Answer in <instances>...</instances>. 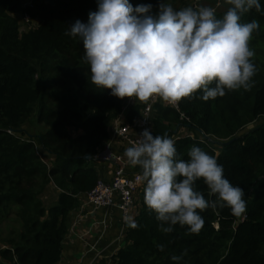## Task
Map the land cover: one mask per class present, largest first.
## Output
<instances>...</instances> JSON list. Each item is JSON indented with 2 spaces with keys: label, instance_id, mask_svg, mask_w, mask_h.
I'll return each mask as SVG.
<instances>
[{
  "label": "trees",
  "instance_id": "trees-1",
  "mask_svg": "<svg viewBox=\"0 0 264 264\" xmlns=\"http://www.w3.org/2000/svg\"><path fill=\"white\" fill-rule=\"evenodd\" d=\"M25 1L0 0V216L15 208L22 224L17 238L4 246L0 241V264H59L72 213L81 207L79 197L99 181L96 158L129 99L90 82L81 39L66 35L77 20L88 23L89 13L98 10L97 0H35L33 7L23 9ZM129 2L133 7L151 4L155 15L161 0ZM260 4V11L242 16L260 24L250 42L256 66L251 89L227 91L208 101L197 92L181 100L180 111L189 121L157 104L151 132L174 140L177 160L187 161L193 147L214 156L224 177L244 190L246 212L235 217L227 206L209 207L200 212L204 226L198 234L179 225L165 234L142 191L135 201L138 227L127 225L124 246L94 264H264V123L247 129L264 118V61L256 47L264 49V0ZM24 12L33 19L25 28L20 19ZM140 109L131 107L126 120L134 121ZM34 118L45 131L29 135L24 127ZM182 128L189 136L179 134ZM39 146L52 156L49 165L38 155ZM135 171L142 174L139 166ZM50 185L60 192L46 209L41 197ZM194 187L205 199H216L203 180ZM173 256L182 259L174 261Z\"/></svg>",
  "mask_w": 264,
  "mask_h": 264
},
{
  "label": "clouds",
  "instance_id": "clouds-1",
  "mask_svg": "<svg viewBox=\"0 0 264 264\" xmlns=\"http://www.w3.org/2000/svg\"><path fill=\"white\" fill-rule=\"evenodd\" d=\"M226 3L230 7L217 18L212 7L176 10L161 0L153 15L151 4L133 7L129 0H97L98 10L89 13L88 23L77 20L66 35L81 39L90 82L114 97L141 102L159 97L174 105L202 92L201 99L214 100L227 91L250 90L256 74L250 42L260 24L242 23L241 17L260 11V0ZM139 136L124 155L131 166L142 169L144 202L156 213L163 233L179 225L198 234L204 226L200 212L209 207L227 206L235 217L246 212L244 190L224 177L214 156L193 147L187 161L177 160L175 142L167 135L153 136L145 129ZM199 180L215 200L196 190ZM124 219L129 227H138L131 216ZM158 247L163 251V245Z\"/></svg>",
  "mask_w": 264,
  "mask_h": 264
},
{
  "label": "built area",
  "instance_id": "built-area-1",
  "mask_svg": "<svg viewBox=\"0 0 264 264\" xmlns=\"http://www.w3.org/2000/svg\"><path fill=\"white\" fill-rule=\"evenodd\" d=\"M35 0H26L22 7H33ZM202 0H192L191 5L194 9L199 8ZM220 3H217L216 7H219ZM22 26L28 27L32 24L33 19L27 12H24L20 16ZM163 104L169 106L181 113V120L189 121V118L180 111V104H168L165 103L159 97H155L147 102H141L139 100L129 99L124 108L122 114L113 122L110 130V140L106 144L104 150L97 156V160L100 164H109L112 168L111 179L101 178L97 182L96 186L89 192L80 196L81 207L79 213L74 217L71 226V232L79 234L76 229L85 221L88 217L94 215L97 211H102L104 214L99 220L91 223L90 227L85 229L81 235H79V243L88 247L87 252L99 253V245L105 239L109 233L111 227V220L118 213L120 217V224L117 227V232L114 233L113 242L122 243L125 241L126 222L124 217L131 216L135 218L136 207L135 201L139 198V195L144 191L146 182L141 179L142 174L135 171L136 167L131 166L127 162V158L124 153L125 150L132 146V144L140 139V134L148 129L153 130V118L155 114V106L157 104ZM136 105H140L141 109L139 115L132 122H128L127 115L130 108ZM189 136V135H188ZM192 136V135H190ZM206 135L204 139L207 140ZM204 139H202L204 141ZM38 155L46 164H50L53 161L52 156L45 152L40 146L38 147ZM49 158L47 162L45 159ZM85 211V215L83 212ZM98 231L99 236L94 243H89L87 237ZM107 238V237H106Z\"/></svg>",
  "mask_w": 264,
  "mask_h": 264
},
{
  "label": "crops",
  "instance_id": "crops-1",
  "mask_svg": "<svg viewBox=\"0 0 264 264\" xmlns=\"http://www.w3.org/2000/svg\"><path fill=\"white\" fill-rule=\"evenodd\" d=\"M217 1H220V2H218V3H220V7H218V8H223L222 4H224V0H204V2L201 3V6H204V7H212L213 6V8H216V6H217L216 2ZM222 13H226V11H222ZM111 172H112V168L109 166V164L106 163V164H100L99 165V173L101 175V178L107 179L109 181L111 179V175H112ZM75 212H76V214H75V216H76L79 213V210H77ZM103 214L104 213L102 211H97L94 215L88 217L85 221H83L82 224L76 229V231L79 234L75 235L70 230L69 235L65 241V245H67V244L73 245L72 249H74V250L71 249L70 251H68L67 249L64 248L62 260L59 264H62L63 262L66 264L67 263L68 264H70V263L71 264H94V263L99 262L103 258L106 259L107 255L111 251H113L111 253V256H112L121 248V247H119L121 244L122 245L125 244V241H124L120 245H117V243L113 242V240H112L114 238L113 234L117 232V227L120 224V217H118V213L111 220V227L109 229L108 235H106L107 238L105 237V239L99 245V247H100V249L98 250L100 253L99 255L96 252H87L88 247L84 244L79 243V235H81L83 232H85V229L87 227H90L91 223H93L96 220H99ZM83 215H85V211L83 212ZM73 219H72V221H73ZM98 236H99L98 231H95L94 233H92L91 235H89L87 237V240L89 243H94L96 241V239L98 238ZM70 261H72V262H70Z\"/></svg>",
  "mask_w": 264,
  "mask_h": 264
},
{
  "label": "rangeland",
  "instance_id": "rangeland-1",
  "mask_svg": "<svg viewBox=\"0 0 264 264\" xmlns=\"http://www.w3.org/2000/svg\"><path fill=\"white\" fill-rule=\"evenodd\" d=\"M191 1L192 0H165V2L171 3L173 8L176 10H180L182 8L189 7V6L192 7L191 5H193V3ZM203 2H204V0L201 1V3H203ZM201 3H200V6H201ZM222 6H223V8H218V7L215 8L217 15L222 13V11H227L228 8L230 7V5H228L226 3V0H224V4H222ZM212 8H213V6H212ZM246 20L247 19L245 17H242V23H248V21H246ZM32 27H34V26L32 25ZM255 35L256 34L253 33L251 41L254 40ZM256 47L259 50V57L261 58L262 61H264V49H263V47H261L260 44L257 45ZM262 123H264V118H259L255 123H253L247 129H249L251 127H256ZM24 128L26 129V131H28L29 135H38V134H41L45 131V128L42 125H39L36 122L35 118L33 120H31ZM179 134L181 136H188L190 133L186 129L182 128L180 130ZM219 153H220V149H217V154H219ZM45 160L47 162L50 161L49 158H46ZM59 192L60 191L54 185H50L45 190V192L41 198H42V201H43L46 209H49L52 205H54L56 203V201L58 199ZM136 213H137V209H136ZM75 214H76V212H74L72 214V216H71L72 219L75 217ZM21 232H22V224H21V221L17 215V210L15 208H12L8 214L0 216V241L2 243V246L7 244V242L10 239L17 238V236ZM120 244L121 243H119V241H118L117 245H120ZM123 245L121 244L119 247H123ZM72 247H73V245H71V244H67L64 246V248L67 249L68 251H70L72 249ZM72 250H74V249H72ZM112 252L113 251H111L107 255L108 259L106 258V260H109ZM70 262H72V261H70ZM62 264H66V263L63 262Z\"/></svg>",
  "mask_w": 264,
  "mask_h": 264
},
{
  "label": "water",
  "instance_id": "water-1",
  "mask_svg": "<svg viewBox=\"0 0 264 264\" xmlns=\"http://www.w3.org/2000/svg\"><path fill=\"white\" fill-rule=\"evenodd\" d=\"M207 140H209V141H213V140H211V138H210L209 136L207 137ZM85 159H86V160H90V159H91V156H90V155H86V156H85Z\"/></svg>",
  "mask_w": 264,
  "mask_h": 264
}]
</instances>
